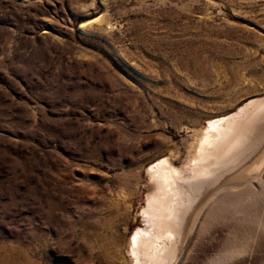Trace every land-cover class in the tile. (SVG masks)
Returning a JSON list of instances; mask_svg holds the SVG:
<instances>
[{"label": "rangeland", "instance_id": "obj_1", "mask_svg": "<svg viewBox=\"0 0 264 264\" xmlns=\"http://www.w3.org/2000/svg\"><path fill=\"white\" fill-rule=\"evenodd\" d=\"M231 115L162 264H264V0H0V264H136L149 167Z\"/></svg>", "mask_w": 264, "mask_h": 264}, {"label": "bare ground", "instance_id": "obj_2", "mask_svg": "<svg viewBox=\"0 0 264 264\" xmlns=\"http://www.w3.org/2000/svg\"><path fill=\"white\" fill-rule=\"evenodd\" d=\"M235 118L231 115V117L223 116L210 119L208 125L197 134L193 143L195 154L184 166H174L169 159L162 158L156 160L149 167L148 173L155 190L149 196L147 206L144 207L142 214L148 226L152 228L138 227L131 236V251L136 264H162V261L167 257L173 262L178 252L183 250L186 240H189L190 232L184 237L180 235V232L183 233L186 230L192 215L188 210L192 206L184 207L182 203L181 205L178 203L187 192L179 189L177 184L186 179L183 175L185 171L199 168L198 171H195L197 173H194V176L202 174L214 166H210L209 161L214 158L217 160L222 158L220 156L224 155L225 151L223 149V152L221 151L222 153L219 154V149L225 143L230 132L229 128L234 127ZM240 131L242 132L241 129ZM211 178H206V182L200 184V190H196L198 194L206 192L210 187ZM179 208L180 210H178ZM177 210L180 211V214L175 213ZM260 225H264V221H261ZM236 237L231 243H234Z\"/></svg>", "mask_w": 264, "mask_h": 264}]
</instances>
